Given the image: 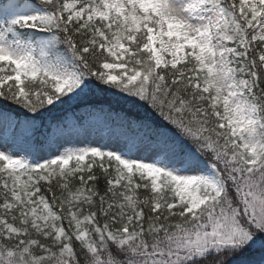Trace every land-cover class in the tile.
Listing matches in <instances>:
<instances>
[{
    "label": "snow or ice",
    "instance_id": "6c2138e0",
    "mask_svg": "<svg viewBox=\"0 0 264 264\" xmlns=\"http://www.w3.org/2000/svg\"><path fill=\"white\" fill-rule=\"evenodd\" d=\"M0 264H264V0H0Z\"/></svg>",
    "mask_w": 264,
    "mask_h": 264
},
{
    "label": "trees",
    "instance_id": "16d2710c",
    "mask_svg": "<svg viewBox=\"0 0 264 264\" xmlns=\"http://www.w3.org/2000/svg\"><path fill=\"white\" fill-rule=\"evenodd\" d=\"M259 255H260V254H259V251H257V252L255 253V258H256V259H259Z\"/></svg>",
    "mask_w": 264,
    "mask_h": 264
}]
</instances>
